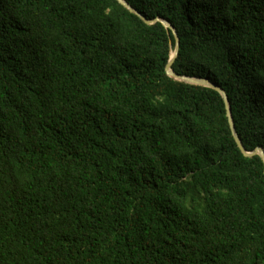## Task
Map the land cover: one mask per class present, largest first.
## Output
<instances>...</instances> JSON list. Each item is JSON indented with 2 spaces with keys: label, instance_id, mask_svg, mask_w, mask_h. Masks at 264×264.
<instances>
[{
  "label": "trees",
  "instance_id": "16d2710c",
  "mask_svg": "<svg viewBox=\"0 0 264 264\" xmlns=\"http://www.w3.org/2000/svg\"><path fill=\"white\" fill-rule=\"evenodd\" d=\"M0 0V264H264V0Z\"/></svg>",
  "mask_w": 264,
  "mask_h": 264
},
{
  "label": "water",
  "instance_id": "95a60500",
  "mask_svg": "<svg viewBox=\"0 0 264 264\" xmlns=\"http://www.w3.org/2000/svg\"><path fill=\"white\" fill-rule=\"evenodd\" d=\"M118 1L121 2L123 5H125L127 8H129L131 11L137 13V11L134 8H132L125 0H118ZM140 16L146 23H153L155 21L160 20L167 28H169V29H171L173 31L174 38H175V48L172 51L173 54L171 55L168 63L165 66V70L168 73V75H170L171 77H173L175 79L182 80V81H185V82H188V83L198 84V85H203V86H209V87L214 88L218 92H220L221 95L224 98L225 105H226V110H227L228 120H229V123H230V126H231V130H232V132L234 134L235 140H236L239 148L241 149V151L243 152L244 155L252 156V155H255V154H259L262 157L263 161H264V150L262 148H256V149H254L251 152H248V151H246L244 149V147H243V145L241 143V140H240V138H239V136H238V134H237V132L235 130V127H234V123H233V119H232V115H231V109H230V104H229L228 97H227L225 91L219 85L211 82L208 78L182 76V75H178V74H176L175 72L172 71L171 66L173 64L174 58L177 55L178 48H179V37H178L177 32L175 31L174 27L168 21L162 20V19H160L158 17H156L153 20H147L142 15H140Z\"/></svg>",
  "mask_w": 264,
  "mask_h": 264
},
{
  "label": "bare ground",
  "instance_id": "6f19581e",
  "mask_svg": "<svg viewBox=\"0 0 264 264\" xmlns=\"http://www.w3.org/2000/svg\"><path fill=\"white\" fill-rule=\"evenodd\" d=\"M173 54V52H171V55Z\"/></svg>",
  "mask_w": 264,
  "mask_h": 264
}]
</instances>
